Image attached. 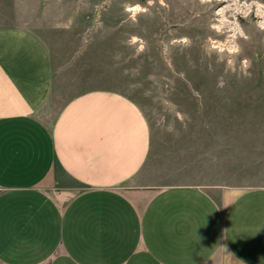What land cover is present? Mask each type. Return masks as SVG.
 <instances>
[{
    "label": "crops",
    "instance_id": "crops-1",
    "mask_svg": "<svg viewBox=\"0 0 264 264\" xmlns=\"http://www.w3.org/2000/svg\"><path fill=\"white\" fill-rule=\"evenodd\" d=\"M20 4L0 23V264H264V186H150L139 106L69 95L67 30Z\"/></svg>",
    "mask_w": 264,
    "mask_h": 264
},
{
    "label": "rangeland",
    "instance_id": "rangeland-1",
    "mask_svg": "<svg viewBox=\"0 0 264 264\" xmlns=\"http://www.w3.org/2000/svg\"><path fill=\"white\" fill-rule=\"evenodd\" d=\"M20 1L37 31L67 30L53 33L68 39L69 95L110 88L139 106L146 183L214 196L264 186V0H0V23L14 22ZM136 4L143 10L125 11Z\"/></svg>",
    "mask_w": 264,
    "mask_h": 264
},
{
    "label": "bare ground",
    "instance_id": "bare-ground-1",
    "mask_svg": "<svg viewBox=\"0 0 264 264\" xmlns=\"http://www.w3.org/2000/svg\"><path fill=\"white\" fill-rule=\"evenodd\" d=\"M163 3V2H162ZM233 4H235V5H237L238 6V4H237V0H233ZM256 6H257V10L259 11V13H262L263 12V7H261V5H260V3L259 2H257L256 3ZM142 11L143 10V8H142V6H140V5H138V4H136V5H132V6H127L126 8H125V11H128V12H131V14L133 15V14H135L137 11ZM225 9H221L217 14H218V16H219V18H217L216 19V21L218 22V24H217V30L219 31L220 30V27H221V25H224L225 24V22H224V20H226V16H225ZM263 22H264V20H263ZM260 25V24H259ZM211 28H212V26H211ZM213 29H214V27H213ZM233 38H234V35H232V39L231 40H233ZM136 38H134V41H136L135 40ZM222 44L219 42L218 43V46H221ZM233 46H231V48H232ZM229 48V47H228ZM233 50V49H232Z\"/></svg>",
    "mask_w": 264,
    "mask_h": 264
}]
</instances>
